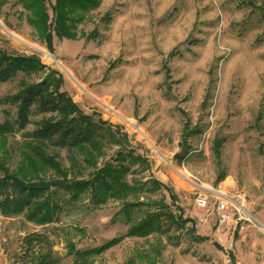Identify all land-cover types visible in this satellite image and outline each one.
<instances>
[{"label":"rangeland","instance_id":"1","mask_svg":"<svg viewBox=\"0 0 264 264\" xmlns=\"http://www.w3.org/2000/svg\"><path fill=\"white\" fill-rule=\"evenodd\" d=\"M0 24V49L35 56L44 66L39 76L20 73L0 83V101L16 94L22 80L36 83L57 71L65 81L63 91L86 115L111 131L121 129L109 139L99 166L116 164L119 152L129 153L126 181L138 184L139 192L127 201L141 203L134 219L160 213L162 203L167 208L165 233L135 239L127 236L122 203L95 207L90 192L74 200L68 191L52 188L59 207L54 223L40 226L25 213L10 218L0 213V264H147L149 255L158 254L160 263L169 264L171 257L194 250L197 231L173 222L177 207L184 218L200 216L217 224L219 200L231 208L235 225L239 205L257 221L251 227L264 234V0H103L78 27L81 37L54 33L53 53L16 0L1 7ZM42 51L60 61L72 79ZM16 112L0 104V124L13 122ZM50 116L34 112L26 132ZM22 134L9 136L11 171L18 167ZM123 134L126 140L117 144L114 139ZM60 154L69 168L67 152ZM219 177L223 180L215 185ZM154 181L174 197L156 189ZM199 195L207 199L206 209L197 207ZM36 236L41 242L30 244ZM120 237V244L99 256L79 260L69 252L71 246L84 252ZM211 248L207 244L205 250Z\"/></svg>","mask_w":264,"mask_h":264},{"label":"trees","instance_id":"2","mask_svg":"<svg viewBox=\"0 0 264 264\" xmlns=\"http://www.w3.org/2000/svg\"><path fill=\"white\" fill-rule=\"evenodd\" d=\"M103 0H16L26 12L27 23L37 32L38 38L46 44L49 52H54V33L59 38L76 40L78 27L97 10ZM7 0H0L1 7ZM44 66L35 56L11 55L0 49V83L12 82L22 73L27 77L39 76ZM64 78L57 71L50 70L46 77L36 83L20 82V89L14 95L0 101V104L16 108V119L0 124V213L5 217L25 213L26 218L36 225L45 226L55 222L59 211L54 204L52 188L68 191L74 200L90 192L95 207L106 205L109 201L122 203L120 214L125 217L124 223L129 226L127 236L148 239L153 235L165 233L162 213L166 206L161 205V212L147 214L144 218L134 219V212L141 205L139 200L129 202L130 196L139 192L138 184L126 181L130 167L124 162L128 154L119 152L116 164L105 163L99 166L105 155L109 139L118 136V132L107 128L106 123L96 121L86 115L73 102L68 93L63 91ZM51 114L34 123V131L26 132L32 124L31 116ZM23 132V141L18 148L19 162L15 171L9 168L14 152L10 147L9 136ZM121 132V131H120ZM119 132V133H120ZM121 137V139H120ZM114 139L121 144L127 138L123 134ZM67 152L70 167L66 168L61 159V151ZM143 161V160H142ZM144 162V161H143ZM82 166V168L80 167ZM89 171L87 178L83 172ZM219 177L215 185L222 182ZM156 189H171L153 182ZM174 197V196H173ZM176 220L170 218L180 228L192 225L190 233L195 232V221L183 217L182 208ZM199 241H205L201 237ZM39 236L29 239V243L41 242ZM114 238L99 248L84 252L76 251L73 246L69 252L82 258L99 256L122 242ZM147 264H156L152 259Z\"/></svg>","mask_w":264,"mask_h":264},{"label":"crops","instance_id":"3","mask_svg":"<svg viewBox=\"0 0 264 264\" xmlns=\"http://www.w3.org/2000/svg\"><path fill=\"white\" fill-rule=\"evenodd\" d=\"M188 218L195 221L197 229L191 239L194 250L187 256L171 257L169 264H224L226 250L230 245H233L232 260L227 264H264V234L258 229L250 226L241 231L234 222L218 227L213 219H207L205 223H201L200 220L203 218L200 216ZM198 237L207 240L199 241ZM207 244H212V248L205 250ZM154 256L149 255L147 261L152 259L156 264H162L160 258L156 259ZM136 264L141 263L136 262Z\"/></svg>","mask_w":264,"mask_h":264},{"label":"built area","instance_id":"4","mask_svg":"<svg viewBox=\"0 0 264 264\" xmlns=\"http://www.w3.org/2000/svg\"><path fill=\"white\" fill-rule=\"evenodd\" d=\"M196 205L200 209H206L208 207V201L203 195H199L198 198L196 199ZM216 210L218 213V221H217L218 227H224L227 223L233 221L234 213L231 212V208L229 207L227 202H225L224 200H219ZM234 212L238 216L237 226L239 225V228L241 231L250 227L252 224L254 225L255 222H257L251 215L245 213V210L242 206H239V205L235 206ZM200 222L205 223V220L201 219ZM228 248L230 252H232L233 245H230ZM227 250H226V255H227L226 262L231 263L232 256H231V253H229Z\"/></svg>","mask_w":264,"mask_h":264},{"label":"bare ground","instance_id":"5","mask_svg":"<svg viewBox=\"0 0 264 264\" xmlns=\"http://www.w3.org/2000/svg\"><path fill=\"white\" fill-rule=\"evenodd\" d=\"M49 59H51V60H54L59 66H61L62 67V69L68 74V76L72 79V74H71V72L60 62V61H57L52 55H50L48 52H45V51H42ZM79 87H80V89H82L85 93H87V94H89L90 95V93L84 88V87H82L80 84H78V83H76ZM104 105H106L104 102H102ZM129 121V120H128ZM129 122H131V121H129ZM142 135L150 142V144L155 148V146H154V144L152 143V141L146 136V135H144L143 133H142ZM170 163V162H169ZM171 164V163H170ZM177 173L180 175V176H183L184 177V175H183V173L181 172V171H177Z\"/></svg>","mask_w":264,"mask_h":264},{"label":"water","instance_id":"6","mask_svg":"<svg viewBox=\"0 0 264 264\" xmlns=\"http://www.w3.org/2000/svg\"><path fill=\"white\" fill-rule=\"evenodd\" d=\"M1 25V24H0Z\"/></svg>","mask_w":264,"mask_h":264}]
</instances>
